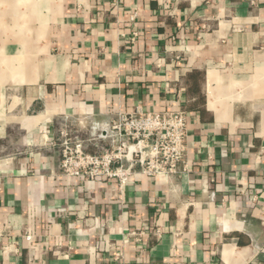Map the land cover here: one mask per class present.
I'll return each instance as SVG.
<instances>
[{
    "label": "crops",
    "instance_id": "1",
    "mask_svg": "<svg viewBox=\"0 0 264 264\" xmlns=\"http://www.w3.org/2000/svg\"><path fill=\"white\" fill-rule=\"evenodd\" d=\"M138 109L186 113L178 173L61 175ZM0 264H264V0H0Z\"/></svg>",
    "mask_w": 264,
    "mask_h": 264
},
{
    "label": "built area",
    "instance_id": "2",
    "mask_svg": "<svg viewBox=\"0 0 264 264\" xmlns=\"http://www.w3.org/2000/svg\"><path fill=\"white\" fill-rule=\"evenodd\" d=\"M92 129V135L81 138L67 124L52 142L60 153L63 177L114 182L122 193L139 171L150 178L170 177L184 164L188 130L184 111L138 109ZM103 138L109 139V145L98 153L91 152L89 144Z\"/></svg>",
    "mask_w": 264,
    "mask_h": 264
}]
</instances>
